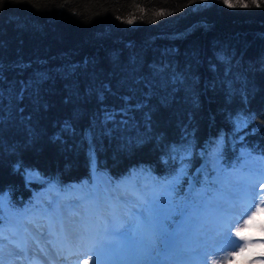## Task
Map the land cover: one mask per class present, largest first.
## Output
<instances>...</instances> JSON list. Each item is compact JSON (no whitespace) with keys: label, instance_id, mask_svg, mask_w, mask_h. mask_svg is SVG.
<instances>
[{"label":"trees","instance_id":"1","mask_svg":"<svg viewBox=\"0 0 264 264\" xmlns=\"http://www.w3.org/2000/svg\"><path fill=\"white\" fill-rule=\"evenodd\" d=\"M229 3L234 6L225 0H0V88L12 100L0 124V191H8L11 213L30 214L40 195L64 188L91 196L105 189L101 178L109 188L163 182L179 167L166 155L169 144L190 143L188 171L195 175L207 165L210 181L217 166L240 179L234 174L248 168L247 159L264 170V0ZM218 56L231 61V96L220 87L227 65ZM150 66H164L165 78L184 73L192 88L161 103L172 90L160 87ZM29 81L32 88L17 103L14 94ZM102 83L112 89L103 105L86 94ZM145 83L153 85L150 99ZM127 95L146 106L117 118L127 119L126 126L102 123L101 109L122 106ZM17 107L25 110L23 119ZM237 111L253 117L246 128L229 119ZM65 122L70 130H63ZM17 161L32 170L27 182Z\"/></svg>","mask_w":264,"mask_h":264},{"label":"snow or ice","instance_id":"2","mask_svg":"<svg viewBox=\"0 0 264 264\" xmlns=\"http://www.w3.org/2000/svg\"><path fill=\"white\" fill-rule=\"evenodd\" d=\"M225 3L229 7L234 6L229 3V0H225ZM127 22L132 23V20L129 19ZM218 59L227 65L223 74L224 79L220 81V87L226 96H231L235 91L234 78H230L231 61L227 60L225 56H218ZM150 67L154 77H161L160 87L165 90L170 87L172 90L168 95L161 98V103L167 104L174 98L176 92L192 88V85L188 83L189 77L184 73L173 71L170 76L165 78L163 73L167 69L164 66ZM213 71H216L215 67H213ZM43 78L41 76L39 79ZM137 82L142 81L138 80ZM213 86L215 87V85ZM145 87L148 88V92L143 93V95L146 99H150L155 95L152 90L153 85L145 83ZM31 88V81L20 83L19 91L14 94L17 103L24 100ZM111 92L110 84L102 83L98 88L87 89L86 94L95 95L97 101L103 105L107 95ZM120 99L122 106L101 109L102 123L105 125L111 122L126 126L129 123L127 119L118 120L117 118L128 116L133 109L141 110L146 106L143 101L133 104L132 95L122 96ZM5 100H7V105H5ZM0 105H4L3 114H0V124H4L12 106V100L5 95L3 88H0ZM16 110L23 119L25 110L22 107H17ZM27 119L30 120L31 117ZM229 119L236 129H243L248 126L253 117L243 111H237L234 115L229 114ZM70 128V124L65 122L63 130L67 131ZM86 136L89 139L90 165H94L96 157L95 149L92 148L91 144V132L86 133ZM54 138L59 140L60 135L57 134ZM166 147L168 149L166 155L169 159L178 161L179 167L174 169V174L170 178H166L163 182L158 181V189L150 195H145L143 192L137 193L134 198L139 206L130 210V216L120 217L121 222L119 223L115 214L103 218L105 239L92 245L89 249L90 258H95V264H208L211 249L217 245L225 246V239L235 247V242L231 241L232 233L230 230L223 234L218 232L215 237L209 235L208 222L205 216V209L208 207V194L213 191L212 185L219 181L223 169L217 166V175L212 181L208 178L207 165L197 169L196 174L192 175L186 167L185 160L190 159L187 154L193 146L186 143L184 146L169 144ZM247 155L250 156L251 153ZM261 158L264 159V154H261ZM21 169H23L27 182L33 174L32 170L24 167L22 162L17 161L15 170L20 171ZM201 175L204 177L203 180L200 178ZM261 176H264V170L261 171ZM85 183L87 182L85 181ZM185 184L187 185L186 189ZM198 185L199 187H197ZM114 199L127 202L128 196H118ZM6 204L11 206L9 193L6 190L0 191V222L3 220L2 214ZM217 207L221 211L223 210V206L217 205ZM247 223L248 221H245V224ZM0 229H2V223H0ZM242 231V229H237L235 236L239 237L240 240L249 239L242 234ZM4 240L5 238L0 235V243ZM244 251L245 247H239L238 252L234 250L230 255L234 258ZM261 256H264V252L261 253ZM213 264H217V262L213 261Z\"/></svg>","mask_w":264,"mask_h":264},{"label":"rangeland","instance_id":"3","mask_svg":"<svg viewBox=\"0 0 264 264\" xmlns=\"http://www.w3.org/2000/svg\"><path fill=\"white\" fill-rule=\"evenodd\" d=\"M257 164L247 159L243 162L247 169L239 168L236 174L230 173L242 174L240 179L221 172L216 188L210 196L208 194L205 216L209 235L215 237L218 232L223 234L230 230L231 241L235 242L233 247L225 239V246L213 247L208 264L213 261L217 264H264V256H261L264 252V176L256 171L260 170L255 167ZM101 180L105 189L98 188L91 197L81 198L77 190L68 188L40 195V203L31 208L30 214L13 215L6 204L3 212L7 215L0 229V235L5 238L0 243V264H49L44 260L43 249L50 245L49 249L63 251L59 248L63 240H70L75 248L68 259L58 253L57 264H85V261L95 264L89 249L105 239L103 218L115 214L117 222H121L120 217L130 216V210L139 206L134 198L137 193L150 195L158 189L156 183L151 185L147 180L141 188L126 181L109 188L106 179ZM124 195L128 196L127 202L114 199ZM217 205L223 206V210ZM237 229H242V234L249 239L236 237ZM77 237L83 242L76 240ZM239 247H245V251L233 258L230 253L238 252Z\"/></svg>","mask_w":264,"mask_h":264},{"label":"bare ground","instance_id":"4","mask_svg":"<svg viewBox=\"0 0 264 264\" xmlns=\"http://www.w3.org/2000/svg\"><path fill=\"white\" fill-rule=\"evenodd\" d=\"M82 238H76V240L80 241V242H83L81 240ZM50 245L47 246L44 250V260L46 262H48L49 264H57V255L59 253V255L65 257L66 259H68L67 256L71 255L73 249L75 248L74 245H73V242H71L70 240L67 241V240H63L61 242V244L59 245V248H63V251L60 250V252H56L55 249L52 247L51 249H49ZM32 251V250H31ZM82 251V250H81ZM43 259V258H42ZM42 262V261H41Z\"/></svg>","mask_w":264,"mask_h":264}]
</instances>
